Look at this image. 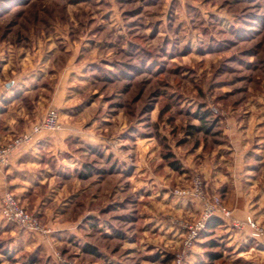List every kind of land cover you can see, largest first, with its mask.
I'll return each mask as SVG.
<instances>
[{"label": "rangeland", "instance_id": "374dc122", "mask_svg": "<svg viewBox=\"0 0 264 264\" xmlns=\"http://www.w3.org/2000/svg\"><path fill=\"white\" fill-rule=\"evenodd\" d=\"M69 67L71 101L62 111L70 117L64 119L90 126L86 135L102 134L106 141L103 147L68 141L80 171L89 166L94 177L109 173L110 182L123 173L128 188L136 182L128 177L139 166L141 177L146 168L160 177L169 197L184 198L175 191L187 188L194 176L206 191L198 172L184 185V151L202 143L207 152L221 141L233 116L264 93V0H0V90L12 79L31 78L35 90L26 103L44 102L31 109L39 120L25 131L48 108L58 112L48 97L57 73ZM204 123L206 129L188 132ZM46 161L52 164L49 156ZM126 192L123 199L110 194L112 209L88 222L82 217L73 230L45 226L20 203L46 231L32 237L25 230L34 249L4 246L0 238V253L6 264H173L182 242L120 255L123 242L149 238L140 227L148 198L136 200ZM167 220L170 233L177 230L182 240L184 216L168 214ZM3 221L0 215V225ZM147 232L163 235L156 228ZM86 240H96L113 259L102 258Z\"/></svg>", "mask_w": 264, "mask_h": 264}, {"label": "crops", "instance_id": "0c3cea01", "mask_svg": "<svg viewBox=\"0 0 264 264\" xmlns=\"http://www.w3.org/2000/svg\"><path fill=\"white\" fill-rule=\"evenodd\" d=\"M72 72L73 69L69 67L62 75L57 73L48 97L51 105L59 109L60 128L35 134L29 142L21 144L9 155L7 164L0 169V196L9 190L45 226L73 230L82 217L88 222V218L99 217V213L112 209L110 194L123 199L128 190L136 200L146 195L148 210L141 213L144 218L140 227L143 234L148 233V240H139L142 243L123 242L121 254L112 252L111 255L125 256L133 250H144L149 244L156 246L164 243L178 247L181 239L177 237V230L170 233L172 226L167 215L177 214L187 220L194 219L201 208L198 200L169 197L165 187L160 186V177L147 168L142 170L141 177L139 166H135L128 177L136 179L128 188H125L123 173L117 172L116 178L110 182L109 173H96L94 177L89 166L80 171L78 156L70 152L68 141L75 138L83 146L100 143L102 147L106 141L102 142V134L99 137L86 135L90 126L80 128L71 120L66 122L64 119L66 115L70 117L62 108L70 105L71 99L67 95L73 82ZM34 84L31 78H16L5 83L3 90H0V144L28 129L29 123L31 125L39 120L37 114L31 115V109L43 106L44 102L33 98L31 101L36 104L30 106V103H26L27 95L35 90ZM258 99L260 101L251 99V106L241 115L230 117L229 124L222 129L221 141L209 147L207 152L202 143L184 151V185L189 182L193 172L200 173L206 191L218 193L232 217L244 219L251 216L264 226V93ZM80 134L86 136L80 137ZM46 156H49L52 164L46 161ZM134 164H140V161ZM219 221L209 226L195 241L186 254L184 264H264V237H251L247 226L236 229L228 220ZM10 226L6 222L0 225V238L6 243L4 246L16 243L23 247L27 244L28 249L37 247L25 230H15ZM153 228L157 232L163 231V235L147 232ZM30 235L33 237L36 233ZM86 242L98 248L102 258L113 259L104 256L105 249L96 240ZM6 263V255L0 253V264Z\"/></svg>", "mask_w": 264, "mask_h": 264}, {"label": "built area", "instance_id": "2783aa9c", "mask_svg": "<svg viewBox=\"0 0 264 264\" xmlns=\"http://www.w3.org/2000/svg\"><path fill=\"white\" fill-rule=\"evenodd\" d=\"M59 128L60 122L57 110L53 107L48 108L42 119L32 124L29 130L0 145V169L7 164L8 157L12 152L21 144L29 142L35 134L44 130L55 131ZM175 192L184 195V197L198 200L201 208L197 217L180 222L183 230L182 251L177 253L173 264H181L183 257L185 259L187 252L206 230L208 221L214 217L228 220L229 224L236 229L249 227L251 237H264V226L258 224L251 216H246L244 219L232 217L230 209L222 202L219 194L208 195L206 193L200 177L194 176L187 188ZM0 215L6 222L12 223L23 230L32 233H45L46 231L37 216L26 210L9 190H5L0 196Z\"/></svg>", "mask_w": 264, "mask_h": 264}, {"label": "trees", "instance_id": "16d2710c", "mask_svg": "<svg viewBox=\"0 0 264 264\" xmlns=\"http://www.w3.org/2000/svg\"><path fill=\"white\" fill-rule=\"evenodd\" d=\"M206 117H207V114H206V113H202L201 115H199V118H200L202 121H204ZM205 124H206V123H204L203 125H200V127H198V128L195 127V126H189L190 130H188V132H192L191 129H195V130H197V129H198V130H204V129H206ZM166 157L169 158V157H170V154L168 153V154L166 155ZM169 164H170L173 168H177V167H178V166L174 163V161H170ZM219 220H220V219H218V218H216V217L210 219V220L208 221V223H207L206 229H207L209 226H211V225H215V224L218 223V222L220 223ZM11 224H12V223H11ZM92 250H94V249H92Z\"/></svg>", "mask_w": 264, "mask_h": 264}]
</instances>
